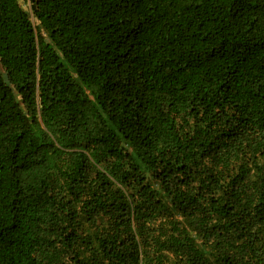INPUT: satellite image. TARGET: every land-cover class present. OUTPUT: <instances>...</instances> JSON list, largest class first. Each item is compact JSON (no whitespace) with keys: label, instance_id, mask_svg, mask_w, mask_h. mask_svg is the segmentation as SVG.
<instances>
[{"label":"trees","instance_id":"obj_1","mask_svg":"<svg viewBox=\"0 0 264 264\" xmlns=\"http://www.w3.org/2000/svg\"><path fill=\"white\" fill-rule=\"evenodd\" d=\"M27 1L0 0V264H264V0Z\"/></svg>","mask_w":264,"mask_h":264},{"label":"rangeland","instance_id":"obj_2","mask_svg":"<svg viewBox=\"0 0 264 264\" xmlns=\"http://www.w3.org/2000/svg\"><path fill=\"white\" fill-rule=\"evenodd\" d=\"M19 4L21 5V7L28 11V13L30 14V11H29V2L27 0H18ZM33 23L36 25V22L33 20Z\"/></svg>","mask_w":264,"mask_h":264}]
</instances>
